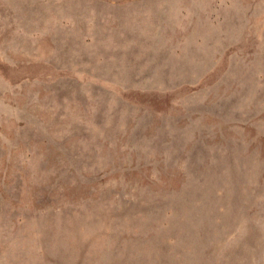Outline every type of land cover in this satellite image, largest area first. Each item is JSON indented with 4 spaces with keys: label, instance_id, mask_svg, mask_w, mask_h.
<instances>
[{
    "label": "rangeland",
    "instance_id": "1",
    "mask_svg": "<svg viewBox=\"0 0 264 264\" xmlns=\"http://www.w3.org/2000/svg\"><path fill=\"white\" fill-rule=\"evenodd\" d=\"M0 264H264V0H0Z\"/></svg>",
    "mask_w": 264,
    "mask_h": 264
}]
</instances>
